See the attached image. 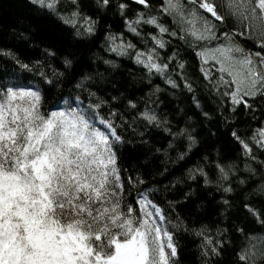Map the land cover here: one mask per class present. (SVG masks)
I'll return each instance as SVG.
<instances>
[{
    "label": "trees",
    "instance_id": "obj_1",
    "mask_svg": "<svg viewBox=\"0 0 264 264\" xmlns=\"http://www.w3.org/2000/svg\"><path fill=\"white\" fill-rule=\"evenodd\" d=\"M178 1L186 19L166 0H0V91H36L42 112L79 107L111 124L121 210L139 216L144 199L160 211L176 249L169 264H264V148L254 140L264 86L235 103L199 58L232 42L261 71L264 24L228 0H209L222 21L200 0ZM190 17L209 23L210 40L193 35Z\"/></svg>",
    "mask_w": 264,
    "mask_h": 264
},
{
    "label": "snow or ice",
    "instance_id": "obj_2",
    "mask_svg": "<svg viewBox=\"0 0 264 264\" xmlns=\"http://www.w3.org/2000/svg\"><path fill=\"white\" fill-rule=\"evenodd\" d=\"M136 2L147 6L146 0ZM167 2L175 7L173 0ZM232 4L244 19L264 24V0ZM199 6L223 20L209 0ZM210 31L206 25L205 32ZM248 76L250 89L264 86V76L254 68H248ZM40 99L36 91H0V264H169L176 249L153 214L121 210L120 177L108 136L77 110L42 112ZM110 135L119 141L114 130Z\"/></svg>",
    "mask_w": 264,
    "mask_h": 264
},
{
    "label": "rangeland",
    "instance_id": "obj_3",
    "mask_svg": "<svg viewBox=\"0 0 264 264\" xmlns=\"http://www.w3.org/2000/svg\"><path fill=\"white\" fill-rule=\"evenodd\" d=\"M56 1L57 0H44L43 4H46L48 6V4L51 3L52 6H54ZM228 2L229 4H232V0H228ZM237 2H239V0H237ZM173 4L175 5V7H169L168 2H167V7L170 10L175 11L178 14V16L181 17V19H186L188 16L187 17L183 16L180 12L179 1L177 2V0H173ZM231 7L235 9L234 4H232ZM239 16L244 18L241 15ZM246 21L249 24H252L254 27H257L258 23H261L259 20H254L251 18L246 19ZM188 25H189V28L193 32L196 33L195 35L196 37L201 36V35L204 37V38H201L202 40H210L213 36L212 31L205 32V26L206 25L210 26L209 23H207L206 21L204 22L202 20H196L190 17L188 19ZM237 49H239L237 45L233 44L232 42H229L226 46L219 45L218 47L214 49H207L201 52L199 58H200L205 76L208 78L212 77L214 74L213 71H217L218 73L217 82L221 85H224L226 88H228V90H230V94L232 95L237 93V88L239 87L240 90L238 93V99H240V96H244L246 92H249V91L254 92V93L256 92V86L255 88H252V89L249 88V85L251 83V78L248 76V68L249 67L254 68L261 76H264V68L260 71V69L257 67L254 61H252L251 65L246 66L242 64L241 63L242 61H244L245 59H250L251 57L249 54L241 53L240 52L241 50L237 51ZM145 62L149 65L153 64L151 58L149 59L146 57ZM246 96H252V94H249ZM74 110L81 112V109H79V107H77ZM90 123L96 129H98L99 131L107 135L109 140H110V137L112 138V136L110 135L112 130L106 127L107 125L106 123H101V120H97L95 124H93L92 122ZM98 124L102 125L104 129L103 128L101 129L99 127L100 125L98 126ZM105 130H108V133L107 131L104 132ZM261 132H264V131H260L256 135L254 140L260 147L264 148V137L260 135ZM140 201H143L144 205H146V206L141 205V213L143 211L151 212L153 214L151 219L155 220L158 226H161L163 220H162L160 211H159V214L157 215L156 214L158 210L157 208L147 203L146 200L144 199ZM165 251L170 253L171 250L165 248ZM171 257L173 256H169V258Z\"/></svg>",
    "mask_w": 264,
    "mask_h": 264
}]
</instances>
